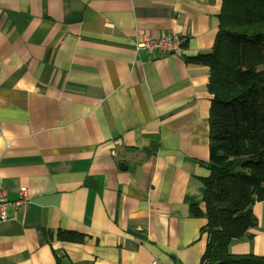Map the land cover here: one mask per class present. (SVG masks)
Masks as SVG:
<instances>
[{
  "label": "crops",
  "instance_id": "crops-1",
  "mask_svg": "<svg viewBox=\"0 0 264 264\" xmlns=\"http://www.w3.org/2000/svg\"><path fill=\"white\" fill-rule=\"evenodd\" d=\"M222 5L0 0V188L29 196L0 264H202L210 69L185 58L212 51ZM163 33L183 56L136 50ZM253 213L234 255L264 256V201Z\"/></svg>",
  "mask_w": 264,
  "mask_h": 264
},
{
  "label": "trees",
  "instance_id": "trees-1",
  "mask_svg": "<svg viewBox=\"0 0 264 264\" xmlns=\"http://www.w3.org/2000/svg\"><path fill=\"white\" fill-rule=\"evenodd\" d=\"M219 20L212 51L185 58L210 69V175L202 180L208 243L202 264H264V256L230 252L233 240L257 227L253 206L264 201V0H223ZM191 212L203 216L197 205Z\"/></svg>",
  "mask_w": 264,
  "mask_h": 264
},
{
  "label": "built area",
  "instance_id": "built-area-1",
  "mask_svg": "<svg viewBox=\"0 0 264 264\" xmlns=\"http://www.w3.org/2000/svg\"><path fill=\"white\" fill-rule=\"evenodd\" d=\"M135 48L137 51H162L164 53H170L179 56H183L184 53L180 38L171 33H163L160 37H146L145 39H141L136 42ZM28 202L29 196L26 188L20 189V198L15 202L10 201L7 193L0 188V223L9 220L8 209L10 207L19 209ZM152 264L160 263L154 260Z\"/></svg>",
  "mask_w": 264,
  "mask_h": 264
}]
</instances>
